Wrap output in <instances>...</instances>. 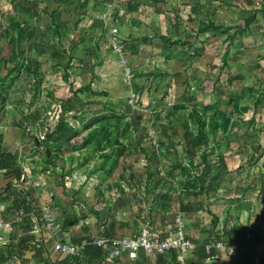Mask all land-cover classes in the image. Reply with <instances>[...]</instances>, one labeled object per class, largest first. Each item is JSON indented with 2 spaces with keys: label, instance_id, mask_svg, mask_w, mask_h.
Wrapping results in <instances>:
<instances>
[{
  "label": "rangeland",
  "instance_id": "1",
  "mask_svg": "<svg viewBox=\"0 0 264 264\" xmlns=\"http://www.w3.org/2000/svg\"><path fill=\"white\" fill-rule=\"evenodd\" d=\"M35 1L39 14L32 16L30 2L27 4L24 0H0V57L6 59L11 49L3 36L5 26H12L19 15L32 16V21L25 25L30 28L31 35L22 41L21 47L25 50L24 62L32 67L38 66L43 72L38 94H35L34 78L25 73H20L10 87L7 110L0 122L1 151L11 152L16 156V162L29 175L25 189H28L42 204L48 201L55 221H59L60 217L63 220L65 215L73 217L79 214L82 222L86 219L87 223L92 224V215L88 208L92 204L96 207L101 205L97 203L95 193L97 185L104 194L100 198L107 200L110 207L118 205L119 208L122 205L127 208V216L135 218L141 226L148 225V219L156 216L153 212L162 213L163 205H166L160 195L164 193L166 187L161 189V184H155L156 180L162 178L167 182L166 185H178L182 180L178 171H175V176L166 175L167 171L174 162L187 161L184 152L180 151L185 144L182 128L185 113H182L183 111L171 113L173 104L183 101L189 107H202L219 99L239 96L241 88L245 85L261 88L264 83V59L258 58L260 53H264V14H257L258 21L251 25V33L237 37L231 45L228 44L227 33L223 30L214 33L210 29L205 35H194L184 46H168L161 42L159 36L181 33L185 38L186 32H191V26L195 25L197 20L206 17L215 25L238 26L242 24L244 18L253 13L252 8L259 6L260 0H247L245 3L239 2L236 6L226 5L220 0H206L202 9H197L196 0H114L112 3L109 0H88L87 6L80 5L82 0ZM44 9L48 12L43 11ZM116 9L118 21L114 23ZM190 11L193 12L194 22L186 20ZM7 12L10 13L6 15ZM50 13L53 14V21ZM177 13L183 18L180 26H175L173 21ZM10 14H13V18L8 17ZM54 24L58 26L59 33L56 32ZM114 26L118 30L117 37L119 36L127 50V65L134 72L131 85L123 84V69L118 61L119 57L111 51L103 37L105 29ZM232 31L233 29L230 32ZM126 45H130L131 51ZM193 47L198 48L199 55L192 53ZM227 48H229L230 71L225 73L227 70L224 69L225 72L217 75V66L221 64L220 56ZM84 63L90 64L91 67L82 68ZM67 65L70 66L67 68L69 77L65 81L62 74ZM9 66L3 65L0 74H3ZM141 71L148 75H139ZM165 72L168 75H156ZM216 77H219V81L214 83ZM186 81H188L187 85ZM89 83L93 88L107 90L108 96L99 97L100 99L108 103H120L123 108L127 104L130 105L135 115L131 121L133 123L140 121L141 126L137 132L126 141L131 153L120 158L118 166L109 179L117 178L121 165L129 164L136 177L132 188L125 186L127 195L118 194L115 187L108 188L109 181L101 182L95 176H88L84 172L85 169L92 168L100 159L95 155L85 165L79 166L77 161L84 154L83 150L73 152L74 159L70 161L66 157L67 149L64 148V158L55 160L54 165L49 163L45 173L34 176L30 174L32 167L38 170L42 168L43 158L46 157L42 141L46 139L45 134L50 132L57 122L60 109L79 106L84 99H92L88 91L78 95H74L72 91L80 85ZM46 88L52 90L55 100L51 97L43 98V90ZM132 93H134L133 97ZM32 98L34 102L30 108L21 104L22 102L27 104ZM250 98L251 96L247 95L241 100L242 103L250 105V109L244 113V119L254 118V125L248 130L247 137H238L235 134L223 138L218 136L214 144L215 155L211 157L212 161L219 162V165L223 166L224 176L217 193L215 192V196L212 197L213 200L211 198L213 209L210 210L219 217V222L227 218L226 212L229 213L228 221L231 225L235 212L232 210L233 205L230 204H234L236 198L251 200L256 198L258 203H255L252 210L256 209L264 215L262 209L264 196L260 191L262 184L260 174L264 175L262 165L264 164V94L258 106H254ZM17 104H20V108H16ZM102 107V103L89 104L91 113L87 117L92 115L94 109L101 110ZM220 107L226 111L231 110L228 103H222ZM20 109L24 113L31 114L28 120L29 129L17 128L13 124L25 122ZM71 113L72 111L65 114L66 120L73 127H79L81 124L72 117ZM2 114L0 111V118ZM159 126H165L173 135L175 142L181 141L177 147L180 152L176 154L172 149L166 148L169 146V140L160 135ZM142 133L149 138L139 145L137 138ZM153 140L155 146H158L159 141L164 147L146 148ZM141 146L146 148L145 152L140 149ZM256 149L258 152L255 151ZM251 156L254 159H248ZM70 168H73L71 173H66ZM146 168H149L153 176L150 184L145 180ZM200 168L201 166L196 171L199 172ZM12 177V172L7 173V169H0V191H3V186ZM62 184L66 187L64 185L63 188ZM29 185L31 187H28ZM14 186L17 190L21 188L16 181ZM73 191L78 192L73 198L74 201L71 195ZM167 194H172V203L176 199V191H168ZM53 197L63 200L62 203L56 200L59 205L54 207L55 210L51 207L55 203ZM202 198L204 202H209V197L202 196ZM194 202L198 203L197 200ZM3 204L0 201V217L3 216L1 214ZM176 212L181 211L178 209ZM162 215L164 221L167 220L172 226L171 216L168 213ZM197 215L208 221L211 219L206 210ZM219 227L222 228V225L220 224ZM3 234L7 243L14 238L17 239L14 235L18 234L37 235L40 238V234L33 233L31 228L14 230L13 227L11 233L3 232ZM20 262L19 259L12 258L4 264H20ZM21 264H29L28 257Z\"/></svg>",
  "mask_w": 264,
  "mask_h": 264
},
{
  "label": "trees",
  "instance_id": "2",
  "mask_svg": "<svg viewBox=\"0 0 264 264\" xmlns=\"http://www.w3.org/2000/svg\"><path fill=\"white\" fill-rule=\"evenodd\" d=\"M24 1L27 4L31 3L32 16L39 14V11L37 9V2L35 0ZM113 1L114 0H109L110 3H112ZM205 1L206 0H196L198 4L197 9H202L204 7ZM220 1H222L226 5L236 6L239 4V2L245 3L247 0ZM87 3L88 0H82L80 5L87 6ZM43 11H45L46 13L48 12L46 9H44ZM252 11L253 13L250 16L244 18L242 24H239L238 26L228 25L224 27L222 25H215L210 18L206 17L202 20H197L196 24L191 26L190 28L191 32H186L184 36L185 38H183V35L181 33H179L178 35H160L159 38L163 44H166L168 46H184L190 42V38L194 35H205L210 29H212L214 33L222 32L223 30V32L227 33L226 38L228 40V44L231 45L237 37L251 33V25L257 23L258 21L257 14H264V0H260L259 6L257 8H252ZM9 13L10 12H7L6 15H8ZM32 16L23 17L19 15L18 19L14 20L12 26H5L3 36L10 44L11 49L9 56L6 59L0 57V70L2 69L3 65H10L9 67H6L3 74H0V111L3 113L1 115L0 122L2 121V116L7 110V104L10 94L9 89L15 83L20 73H25L29 76H32L34 78L35 94H38L40 91L43 72L39 70L38 66L32 67L30 64L24 62L25 50L21 47L22 41H24L31 35L30 28L25 27V25L32 21ZM50 16L52 20L53 14H51ZM117 16L118 10L116 9L114 11L113 17L114 23L118 21L116 18ZM8 17L13 18V14H10ZM173 19L175 26L182 25L181 23L183 18L181 15H179V13L175 14ZM186 20L188 22H194L193 20L195 19L193 16V12H188ZM54 25L56 32L59 33V30H57L58 26H56V24ZM231 29H233L232 32H230ZM126 46L130 49V45ZM198 52V48L193 47L192 53L197 56L199 55ZM228 55L229 48H227L220 56L221 64L217 66V75L225 72L224 69L227 70V72L225 73H229L230 63L228 60ZM258 58L264 59V53H260L258 55ZM69 67L70 66L67 65L66 70L62 74V77L65 81H67L69 77V73L67 72V68ZM83 67L89 68L91 66L88 63H84L82 65V68ZM139 75H148V73H144L141 71ZM156 75L163 76L166 74L161 73ZM218 81L219 77H216L214 83ZM185 84L187 85L188 81H186ZM72 91L74 95L82 94L85 91H88L90 95H92V99H84L83 102L79 104V106H70L60 109L61 111L59 113L57 122L53 125L51 131L45 134L46 139L42 141L44 153L46 156L45 158H43L42 168L38 170L32 167L30 174L34 176L36 174L45 173V171L48 170L49 163H52V165H54L53 163L55 162V160L64 158V148L67 149L66 157H68L70 161L74 159L73 152L83 150L84 154H82V156L78 158L79 161H77V164L79 166L85 165L89 160L93 159L95 155L100 159L92 166V168H87L84 170V172L88 176H95L96 179L101 182L109 181L107 182L108 188L115 187V190L118 192V194H125V186H129L132 188L136 177V175L131 171V166L129 164L121 165V171L117 174V178H112L113 180L109 179L112 177L114 170L118 166L120 158L126 157V155L131 153V149L127 145L126 141L131 139L134 136V133L137 132V130L141 126L140 121H137L135 123L131 121V119L135 117V115L134 110L131 109L130 105L127 104L126 107L123 108L120 103H108L106 100L100 99L99 97L108 96L107 90L93 88L89 83L80 85L77 89H74ZM184 93L185 91L183 92L182 96H184ZM35 94L33 95L34 98ZM263 94L264 83L261 88H255L253 85H245L241 88L239 96L229 97L227 99H219L218 101L212 102L210 104H205L202 107H189L183 101H178L173 104L171 113L176 114L179 111H183L182 113H185L184 119L182 121V128L184 131L183 139L185 140V144L182 146L183 148L180 151L184 152L187 161L182 162L181 160H178L171 164L170 169L167 171L166 175L169 174L172 176H175L176 170L178 171V175H180L182 179L181 182L178 183V185H166L167 182L163 181L162 178H158L157 180L155 179V184H161V189H165L166 187V190H163L164 193L160 194L161 200H164V202H166V205H163V212H158V216L160 218H164V216L162 215L163 213H168L171 216L170 220L172 221L174 214L179 208L181 211L188 212L191 211V209L193 208L192 206L196 204L194 202L196 199L202 196H215V192L217 191L224 176V173L222 171V169L224 170V168L223 166L219 165V162L215 163V161H212L211 157L215 155L216 150L214 144L217 142L218 136L223 138L235 134L238 137H247L248 130L254 125V118L250 117L247 120L244 119V113L250 109V105L242 103L241 100L244 99L247 95H250V100L252 101L253 105L258 106L261 103V96ZM42 95L44 99L51 97L52 100H55L53 98L52 90L48 88L43 90ZM34 98H32V100L27 104H25L24 102H22L21 104L27 105L30 108L33 105ZM91 103H102L103 107L101 110L94 109L92 111V115L90 117H87L89 113H91V109L89 108V104ZM222 103H228L231 106V110L226 111L225 109L221 108L220 105ZM17 105H15L16 108H20V104ZM19 111L22 113L23 119L26 123L14 122L13 124L17 128L26 127L27 129H29L28 120L31 114L24 113V111L21 109ZM71 111L72 117L81 124L79 127H73L66 120L65 114ZM34 118H36V116H34ZM159 131L161 136L167 137L169 140V146H166V148L172 149L173 153L176 154L180 152L177 150V147L179 146V144H181V141L175 142L172 138L173 135L165 126H159ZM82 132L85 133L81 134ZM1 138L2 134H0V147L2 143ZM50 138H52V140H49ZM148 138L149 136H147L145 133L139 134L137 138V144L141 145V143ZM148 147L155 149V147L163 148L164 146L163 144H161V142L158 141V146H155L154 143L152 144L150 142L149 145L146 146V148ZM146 148L142 146L140 147V149L144 152L146 151ZM255 151L258 152V149H256ZM15 158L16 156L13 153L2 152L0 149V169H7V173L12 172L13 175L12 179L3 186V191H0V201L4 204L6 203V205L9 204V206L1 210V214L3 215L1 217L4 220H12L18 210L22 209L24 213H26L25 222H12L14 230H17L31 227V218L29 217L31 215L37 216L39 214L41 209L40 204H42V202H39L28 189H25L24 186L29 178V175L24 172L22 166L16 162ZM248 159L251 160L254 158L253 156H251ZM262 165L264 166V164ZM199 166H201V168L198 172L196 171V169ZM72 170L73 168H70L68 171H66V173L70 174ZM145 170V180L150 184L153 178L152 173L149 168H146ZM260 176V179L262 180L260 191L264 196V175L260 174ZM14 181H16V184L21 185V188L19 190L15 188L16 186H13ZM64 185L62 184L63 188L66 187V185L65 187ZM28 187L31 186L29 185ZM168 191H176L177 193L176 199L172 203V194H167ZM77 193V191H73L71 193L72 201H74L73 198H75ZM95 193L97 195V203L99 202L101 205L99 207H96L92 204L88 209L95 217L97 221L96 224L103 227L100 235H117L115 234V232L113 233V227H108L109 225L105 227L106 221H102V218H104L102 217V214L105 213L108 209L110 210V208H112L109 206L110 203L107 200L100 198L104 194L103 190H101L97 185L95 186ZM52 199H55V203L53 204L56 205L58 200L55 197H53ZM189 199H192V201H190ZM47 202L48 201H45L43 203L48 204ZM235 203L236 205H234V210H241L246 206L242 203V198H236ZM206 212H208V214H210L211 216V223L213 228L216 227L219 222V217L216 214H213L210 209H207ZM64 223L67 224L68 222ZM251 230L249 232V235L251 234ZM232 232L233 231L231 229H228L226 227L223 228V233L225 234L228 243L236 244V247L238 248H241L244 244L252 241L251 236H246V231H243L238 237H232ZM92 237V234H86L81 237H75L71 242H77L83 238L91 239ZM215 237L218 239L220 238L218 237V235H216ZM187 238H189L188 234ZM31 241H33V236L25 235L22 239L18 240L16 244L12 242L7 243L6 246L0 249V264L7 263L11 261L12 258L19 259V261H21L20 263H23L24 259L27 257L25 252L29 249L33 250L31 257L33 261L39 262V260L43 259L42 261H45V263H47L46 254L49 250V243H52V241L47 238L46 234H41L39 240L37 242H34V246L30 245ZM88 252L89 249L87 248L86 253ZM194 253L195 257L198 258L197 264H202V261L199 260V249L195 250ZM88 254L86 255L88 256ZM174 254V252L170 254L173 258V261ZM76 259V256H74L73 258L71 256H66V258L58 264H68L70 261Z\"/></svg>",
  "mask_w": 264,
  "mask_h": 264
},
{
  "label": "crops",
  "instance_id": "3",
  "mask_svg": "<svg viewBox=\"0 0 264 264\" xmlns=\"http://www.w3.org/2000/svg\"><path fill=\"white\" fill-rule=\"evenodd\" d=\"M165 73L166 75H168L167 72ZM125 195H127V193H125ZM207 197L209 196H205V198ZM209 198V202H204L202 197L196 199L198 203L194 204V206H192V209L190 208L191 211L184 212L180 210L183 213L184 220H186L185 224L187 222V234L190 238L188 239L194 244V249L190 254L187 255L185 264H197L198 258L195 257L194 253V251L197 249H199V260L202 261V264H264V215L262 214V212H258L256 209L252 210L255 203H258V200H256V198L251 200L250 198L241 197L242 203L246 205L243 209L234 210V205H236V203L234 202V204H230L233 205L232 210H234L235 212L231 221L232 225L228 221V218L230 217L228 216L229 213L226 212L225 217L227 216V218L223 221L218 222L216 227L213 228L212 223L210 222L211 219L210 221H208L207 219L197 215L203 210L212 208L213 198ZM259 199L260 201H262L261 198ZM189 200L192 201V199ZM58 201H60L61 203L63 202V200L59 198ZM58 205L59 204H53L51 205V207L53 208V210H55L54 207ZM1 207H4L3 209H5L7 205L3 204L1 205ZM119 208L117 205L116 207H112L110 208V210L108 209L105 213L102 214V217H104L102 218V221H106L105 227H107L108 225V227H113V233L115 232V234L117 235H127L138 231L141 227L140 223H137L135 218L132 219V217L127 216V208L122 205ZM262 209H264L263 204ZM153 213L156 214V216H151L148 219V223L153 224V226H155V228L159 230H166V228L170 226V224L167 223V220L164 221L163 217L160 218L158 216L159 213ZM79 216L81 215L75 214V216L73 217H68L65 215V217L62 218L63 220H61L60 217L59 221H55V223L57 224V227L55 228L56 240L71 242L75 237H81L86 234H92L93 236L100 235L103 227L96 224L97 221L93 215L92 224H89V222L87 223L86 219L84 220V222H82V218ZM77 217L81 219H78L79 222H77ZM64 222L68 223L65 224ZM220 224L222 225V228L219 227ZM224 227L233 231L231 234L232 237H238L243 231H246V236H251L252 241L244 244L241 248L236 247L235 251L232 254H227L223 251L221 252L219 250H216V248H211L207 252L204 248V245L210 243L211 241L221 239L228 242L225 234L223 233ZM250 230L251 234L249 235ZM8 235L9 234H7V236ZM216 235H218V237L220 238H216ZM24 236L25 235L21 234H18L17 236L14 235V237H17V239L14 238V240H16H12L11 242L16 244L18 240L22 239ZM32 236L33 241H31L30 245L34 246V242H37L39 240V236ZM234 245L237 246L236 244ZM87 248L89 249V254L86 253ZM48 249L49 250L46 254L47 263H45V261H42L43 259L39 260V262L33 261V259L31 258L33 250H27L25 254L29 259V264H58L66 258L65 255L52 249V243L48 246ZM86 254H88V256ZM69 256L73 258L76 255ZM76 257V260H72L68 264H175V261H173V258L170 254L153 257L148 255L143 250H139L137 252L136 258L131 260L127 257L124 251H114L112 249L101 248L94 246L91 243L85 245L83 253Z\"/></svg>",
  "mask_w": 264,
  "mask_h": 264
},
{
  "label": "built area",
  "instance_id": "4",
  "mask_svg": "<svg viewBox=\"0 0 264 264\" xmlns=\"http://www.w3.org/2000/svg\"><path fill=\"white\" fill-rule=\"evenodd\" d=\"M31 1V0H29ZM117 28L109 27L104 32V39L107 41L111 51L117 54L122 66V81L126 85H131L133 72L129 68L128 58L122 41L117 37ZM134 96V93L131 94ZM155 143V140H153ZM14 186V183H13ZM5 195V193H4ZM50 206L43 203L39 214L31 215V231L35 234H46L52 241L53 249L65 256L81 255L85 245L91 243L94 246L112 249L114 251H124L128 258L135 259L137 252L143 250L150 256H164L174 252L175 264H185L187 255L194 248V244L187 238V228L183 216L180 212L175 214L173 225L166 230H159L150 225H143L141 228L129 235L93 236L91 239L83 238L77 242H63L55 238V217L50 211ZM26 213L19 209L14 219L15 222H25ZM14 220H4L0 217V249L7 244V239L3 232L11 233ZM211 248L232 254L236 246L224 240H214L205 245L208 252Z\"/></svg>",
  "mask_w": 264,
  "mask_h": 264
},
{
  "label": "bare ground",
  "instance_id": "5",
  "mask_svg": "<svg viewBox=\"0 0 264 264\" xmlns=\"http://www.w3.org/2000/svg\"><path fill=\"white\" fill-rule=\"evenodd\" d=\"M115 27V26H114ZM108 29V28H107ZM106 29V30H107ZM118 31V30H117ZM117 35H118V32H117ZM104 37V36H103ZM106 41V40H105ZM109 46V45H108ZM110 48V47H109ZM125 52H126V55H127V51H126V49H125ZM127 57H128V55H127ZM118 61H119V59H118ZM120 62V61H119ZM121 64V63H120ZM133 75H134V72H133ZM133 79V78H132ZM124 84V83H123ZM125 85V84H124ZM154 142H152V144H153ZM178 212H176L175 214H177ZM181 213V212H180ZM175 214H174V216H175ZM182 214V213H181ZM174 216H173V218H174ZM182 216H183V214H182ZM183 219H184V217H183ZM185 221V220H184ZM148 225H150V226H152V227H154L155 228V226H153L152 224H150V223H147ZM172 225H173V219H172ZM143 226V225H142ZM171 226V225H170ZM169 227V226H168ZM141 228V227H140ZM137 232V231H136ZM127 235H129V234H127ZM100 236V235H99ZM206 245V244H205ZM205 245H204V248H205ZM193 250V249H192ZM192 252V251H191ZM190 252V253H191Z\"/></svg>",
  "mask_w": 264,
  "mask_h": 264
}]
</instances>
